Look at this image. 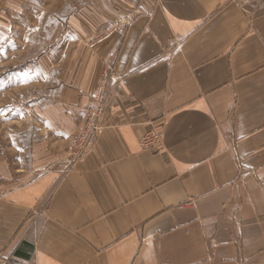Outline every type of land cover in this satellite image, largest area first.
Instances as JSON below:
<instances>
[{
    "label": "crops",
    "instance_id": "obj_1",
    "mask_svg": "<svg viewBox=\"0 0 264 264\" xmlns=\"http://www.w3.org/2000/svg\"><path fill=\"white\" fill-rule=\"evenodd\" d=\"M69 27L44 137L0 165V264H264V0H94ZM108 66L102 130L71 162Z\"/></svg>",
    "mask_w": 264,
    "mask_h": 264
},
{
    "label": "rangeland",
    "instance_id": "obj_2",
    "mask_svg": "<svg viewBox=\"0 0 264 264\" xmlns=\"http://www.w3.org/2000/svg\"><path fill=\"white\" fill-rule=\"evenodd\" d=\"M93 3L94 0H0V165L8 175L16 167H25L31 144L44 137L40 124L44 106L57 91L54 93V76L63 67L60 57L66 53L72 35L69 21L76 15L85 17ZM106 36L97 34L87 44L92 47ZM8 177L2 180L3 186L13 183Z\"/></svg>",
    "mask_w": 264,
    "mask_h": 264
},
{
    "label": "built area",
    "instance_id": "obj_3",
    "mask_svg": "<svg viewBox=\"0 0 264 264\" xmlns=\"http://www.w3.org/2000/svg\"><path fill=\"white\" fill-rule=\"evenodd\" d=\"M116 30L121 31V27L117 26ZM118 77L113 69L108 66L103 74L96 92L92 96V100L86 110L85 116L79 128L72 137V162L81 159L92 147L98 134L102 130V118L107 108L110 94L114 89ZM162 143V132L160 130H152L144 134L140 139V144L145 148H157Z\"/></svg>",
    "mask_w": 264,
    "mask_h": 264
}]
</instances>
